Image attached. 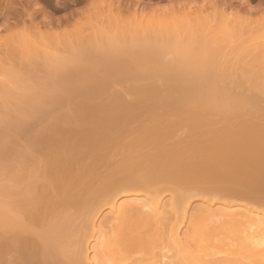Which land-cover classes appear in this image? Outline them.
<instances>
[{"label":"bare ground","instance_id":"bare-ground-1","mask_svg":"<svg viewBox=\"0 0 264 264\" xmlns=\"http://www.w3.org/2000/svg\"><path fill=\"white\" fill-rule=\"evenodd\" d=\"M173 32L169 34L175 42L165 35L173 41L166 45L182 54L178 42L183 40L176 42ZM149 44L143 46L148 58L152 56L147 52L156 50ZM158 45L157 51L170 47L163 41ZM205 55L197 61V55L185 53L190 60L181 56V62L168 65L159 58L152 64L155 68L143 65L155 74L153 82L150 78L145 87L126 88L129 99L104 88L107 79L89 72L90 78L81 77L78 88L67 89L72 95L64 92L67 99H77L74 106L63 109L55 103L56 109L54 105L37 110L43 126L26 144L13 147L5 143L11 138L4 139L0 158L7 180L1 190L0 264H264V76L260 81L258 74L253 81L250 75V90H234L221 83L228 71L222 66L225 71L215 73L211 66L215 55L210 54V69L202 71L211 62ZM158 61L162 67L157 68ZM201 64L205 67L199 69ZM58 97L55 102L65 100ZM166 194L170 197L164 201ZM130 195L136 197L118 204L117 197ZM193 198L208 205L218 200L222 207L217 212L210 206L200 208L192 216L189 242L182 240L179 230ZM103 207L115 215L97 229L96 217ZM204 220L217 223L220 238L203 244L201 237L216 231L204 229ZM92 240L95 252L90 256Z\"/></svg>","mask_w":264,"mask_h":264},{"label":"rangeland","instance_id":"rangeland-1","mask_svg":"<svg viewBox=\"0 0 264 264\" xmlns=\"http://www.w3.org/2000/svg\"><path fill=\"white\" fill-rule=\"evenodd\" d=\"M160 20L165 22V24ZM155 21H157L158 24L157 22L155 23ZM166 21L170 23L169 26L166 24ZM151 22L153 24H150ZM149 25L151 26L150 28L148 27ZM149 30L151 31L149 32ZM163 30H166V32L164 33ZM172 32L174 34L177 33L176 42L183 40V45L189 40L192 42V44L188 42L189 45L186 43V50L182 48V42L180 44L178 42V47L182 49V54H179L180 51L179 53L177 52L178 49L172 45V47L170 46V44H173V41L170 39H174L175 42V36L169 34H172ZM150 33H156L157 36H155L156 34L150 35ZM165 35L168 37L171 36V38L169 39ZM143 36L144 38L142 39ZM155 37L157 40L159 39V42L156 41ZM162 37L165 38L163 39ZM146 40L151 45L146 43ZM206 40L210 41L207 42ZM162 41L165 44L164 46L170 47H168V49H166V47L165 50L162 46L164 50L157 51V48H159L158 44H162ZM201 41L204 42V44L207 42L206 47L210 48L213 46L215 49H212L217 51L215 52L210 48L208 54L206 51L209 49H206V47H204L206 50L204 48L200 50V46H204L201 44ZM168 42H170V44L166 45ZM148 44L150 46H148V48H152V45H155L153 50L156 49L154 51L157 52L146 49L149 50L147 52L148 56L155 58L145 57L144 53L146 51H143V46ZM139 46L142 50L138 48ZM189 46H192L191 49ZM193 47H195V49ZM173 48L176 51H174ZM191 50L197 51L198 53H194L193 51L191 53ZM204 50L205 52H202ZM141 52L143 53L139 55ZM262 52L264 53V0H0V149L6 138H11L9 139L10 141L5 140V143L10 142L13 144V147L14 145L23 146L26 144L28 138H30V135L35 131L39 132L43 123L40 122L42 119L39 117V112L45 109L42 107L46 106L48 109V106H50L49 109H51L54 105V108L56 107L55 103H61L62 106L69 105L68 107L70 108L71 105L76 103L77 99H74L73 96V100L64 97L67 96L64 92L69 91L71 94V89L78 88L80 84L78 81L84 80L81 77L88 76L90 78L91 75L87 74L89 72L91 74L95 73L93 76L99 75L103 81L107 79L105 81L107 84L105 83L104 85L106 86L103 87H107L106 89H109L110 92L114 91L117 93L118 91V94L121 93L120 95H122L123 93L122 96L127 97V89L134 88V84L135 87L137 86L138 88V86L145 87V84L148 85V83H150V78H153L155 74L152 76V72L149 73L151 68L148 67L154 63L156 64L159 58V60L162 58V61L167 62V64L168 62L169 64L172 62L173 65V63L179 60L178 57L184 56V58H186L185 53L186 56L190 54L197 55V61L200 60L199 58L206 59L204 57L205 54H208L205 56H209L210 58L211 54V58L217 57L219 62L217 58L214 60L210 58L211 62L209 60L210 63H206L207 68L202 69V71H208V69H210L208 65L212 63V60L213 63L217 61L219 65L216 63L215 65L213 63L211 65L215 66L213 68H215L216 71L220 66V70L218 69L219 71H215V73H220L221 70L224 72L225 69L226 74L229 73V77L227 76L228 78L224 79V77H222L225 80V82H221L223 86H232L230 88L234 90L237 89L240 91L241 89V91H248L250 90L249 88L253 87L250 83H252L254 79L256 81V79L260 78L259 80L261 81L262 78L260 76H264V54ZM199 53L204 54L201 56ZM260 53H262L263 57H261L262 55ZM167 54L169 55L168 57ZM214 55L216 57H214ZM105 56H108L106 57L107 59L104 58ZM133 56L136 57V61L140 60L141 63L138 61L135 62L132 59ZM164 57L170 60L167 58L164 60ZM193 57L195 58V56ZM255 57L258 59L257 62L255 61ZM260 57L262 61H260ZM109 58L112 60H109ZM144 58L145 60L147 58V63H145L146 61H144ZM131 59L134 62H131ZM221 59L223 60V64L220 63ZM126 61H128V65L132 64V66H128L129 70L126 68ZM224 61L226 63H224ZM158 62L157 68H159V65L162 67V64H160L161 61ZM235 62H237V67L235 66ZM110 64L114 66L109 68L111 67ZM145 64L149 65H146V68H148L147 70L142 68ZM185 64L183 63V65ZM239 64L240 66L242 65L241 68ZM123 65H125L124 68H126L128 72L125 73L126 69L123 68ZM154 65L151 67L155 68L153 67ZM119 66L122 67L120 68ZM222 66L225 69H223ZM114 67L120 71L116 70V68L114 70ZM202 67V64L201 67L199 65V69ZM85 68L87 71H85ZM132 68L134 69L132 70ZM228 68L229 70H227ZM156 69L155 72L157 70L159 72V69ZM212 69L211 72H214ZM262 69L263 71H261ZM121 70L124 73H121ZM147 71L150 74L149 76H146ZM230 71L234 75L231 74L230 76ZM243 71L244 73H241ZM75 72H78L80 75L83 74V76L77 75ZM115 72L119 75H116ZM245 72H248L249 75ZM250 75L252 79L254 78L252 82H250L252 80L250 79ZM99 76H97V78H100ZM242 76L246 78L249 77L247 78L249 82ZM152 78L151 82H153L154 79ZM85 80L87 81L88 78L86 77ZM263 80L264 79H262V81ZM74 81L77 82L74 83ZM135 81L137 82L135 83ZM262 83H264V81ZM237 86L239 87L237 88ZM68 88L71 89L67 90ZM57 97H64L65 100L62 98L60 102H55L57 99L54 98ZM127 98L129 99V94ZM64 106L62 107L63 109L65 108ZM68 107L66 108L68 109ZM37 110H39V112ZM18 122H22L24 125ZM37 123H39L38 126ZM44 125L46 126L48 124ZM135 125H133L134 128L137 127V125ZM14 137L15 142L12 140ZM16 139H18V141H16ZM2 161L3 159L0 158V214L2 212L1 210H3L2 208H4L3 204H1V200H3L1 190L7 180L4 181V175L7 174V171L5 167L3 168ZM135 197L134 195H130L128 198L119 196L117 197V201L119 204L127 199H134ZM163 197L164 201H167L170 194H166ZM202 201L199 198H193L191 200L190 207L188 208L187 220L184 221L179 230L180 237H182L183 241L187 240L191 242L190 236L194 227L192 219L196 213L198 214L203 211L204 207H207V209L209 206L213 207V210L210 208V210H212L211 212L222 207V202H218V200L213 203L214 206L211 205L212 203L210 205L203 204L205 201ZM200 208L203 209L201 210ZM218 209L215 212H217ZM113 215L115 214H113L108 207L101 208L96 217L97 229L102 221ZM211 223L213 224L216 222H212L211 220L208 222L205 220L203 221L204 229L208 231V227H210L208 232L214 229L216 230L217 228V223L214 224L215 226ZM191 224L193 227L190 226ZM217 232L218 229L215 233H210L212 236L215 234L213 237L211 236L208 238L207 235H204L203 238L201 237V240L203 239V244L208 242L207 239L211 240L213 238L212 240H214L215 237L217 239L220 238L218 237L220 234ZM94 242L95 240H92L88 245V247H91L90 256L95 252L92 247V245H95Z\"/></svg>","mask_w":264,"mask_h":264}]
</instances>
